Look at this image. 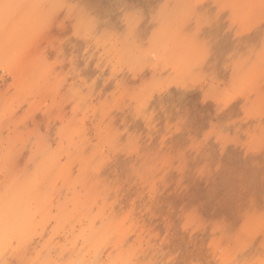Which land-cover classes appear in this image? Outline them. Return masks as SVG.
Here are the masks:
<instances>
[{
	"label": "rangeland",
	"instance_id": "rangeland-1",
	"mask_svg": "<svg viewBox=\"0 0 264 264\" xmlns=\"http://www.w3.org/2000/svg\"><path fill=\"white\" fill-rule=\"evenodd\" d=\"M0 264H264V0H0Z\"/></svg>",
	"mask_w": 264,
	"mask_h": 264
},
{
	"label": "bare ground",
	"instance_id": "bare-ground-1",
	"mask_svg": "<svg viewBox=\"0 0 264 264\" xmlns=\"http://www.w3.org/2000/svg\"><path fill=\"white\" fill-rule=\"evenodd\" d=\"M181 1V0H180ZM195 1V0H194ZM226 14V13H225ZM213 17V16H212ZM230 20V19H229ZM255 25V24H254ZM194 28H195V26H194ZM61 51V50H60ZM254 154V153H253Z\"/></svg>",
	"mask_w": 264,
	"mask_h": 264
}]
</instances>
